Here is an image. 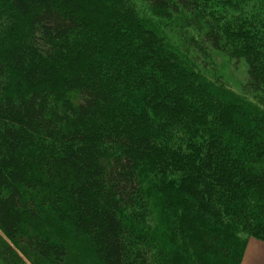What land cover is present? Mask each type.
I'll return each mask as SVG.
<instances>
[{"label":"trees","instance_id":"trees-1","mask_svg":"<svg viewBox=\"0 0 264 264\" xmlns=\"http://www.w3.org/2000/svg\"><path fill=\"white\" fill-rule=\"evenodd\" d=\"M143 1L242 61L240 91L131 0H0V264H75L58 223L97 264L264 241V0Z\"/></svg>","mask_w":264,"mask_h":264},{"label":"rangeland","instance_id":"rangeland-1","mask_svg":"<svg viewBox=\"0 0 264 264\" xmlns=\"http://www.w3.org/2000/svg\"><path fill=\"white\" fill-rule=\"evenodd\" d=\"M137 9V12L144 17L149 18L154 22L160 31L166 35L172 42L186 48L189 54L194 58V60L201 64L206 71L214 72L218 74L224 83L233 90L240 91L241 84L245 81V66L242 61H234L225 55L212 50L206 43L201 42L199 37L191 29H186L181 27L180 18L177 19H166L162 18L153 12L143 0H131ZM189 34L191 38L185 40L186 35ZM167 39V38H166ZM201 44V48L197 46ZM57 230L62 236L68 241L72 258L75 264H97V261L93 255L92 250L89 248L88 244L84 238L78 233H73L68 227L62 223L57 224ZM55 231L56 228H53ZM56 230V231H57ZM72 261V260H71ZM71 264H73L71 262Z\"/></svg>","mask_w":264,"mask_h":264},{"label":"crops","instance_id":"crops-1","mask_svg":"<svg viewBox=\"0 0 264 264\" xmlns=\"http://www.w3.org/2000/svg\"><path fill=\"white\" fill-rule=\"evenodd\" d=\"M239 264H264V241L248 238Z\"/></svg>","mask_w":264,"mask_h":264}]
</instances>
